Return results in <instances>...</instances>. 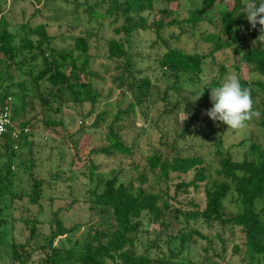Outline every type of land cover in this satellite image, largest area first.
Listing matches in <instances>:
<instances>
[{
    "label": "rangeland",
    "instance_id": "obj_1",
    "mask_svg": "<svg viewBox=\"0 0 264 264\" xmlns=\"http://www.w3.org/2000/svg\"><path fill=\"white\" fill-rule=\"evenodd\" d=\"M95 1L0 0V9L8 18L11 31L21 33V26L24 25H45L57 50H71L73 36L89 34L90 68L97 74L94 87L102 94V99L96 104L74 103L69 94H62L64 100H58L50 96L51 93L57 94L56 89L44 84L37 90L32 76L12 69L13 82H5L3 88L8 89L12 97L16 128L21 129L26 125L24 135L28 136V144L24 145L21 157L16 159V171H13L16 175L9 181L6 180L9 160L3 157L5 150L0 148V194L4 193L0 197V222L4 223L0 224V264H16L4 251L13 240L28 246L32 244L28 250L35 251H30L32 256L28 264H42L45 252L36 248L48 243L50 222L57 211L65 226H77L78 230L58 238L55 246L70 248L82 245L88 232L112 223L111 213L103 212L92 203L94 193H101L105 180L115 175L125 183L133 181L139 185L141 181L138 176L141 173L148 176L144 185L148 190L164 194V200L169 204L167 217L171 220L167 229L144 217L139 231L138 253L148 251L151 258H167L169 264H246L243 259L244 238L240 230L223 232L202 220L190 222V227L185 228L187 215L202 212L206 206L204 184L198 189L190 187L185 190L181 187V184L193 180L195 172L172 174L168 182H158L148 169L147 158L156 153L168 158L201 157L210 178H214L219 168L217 149L229 152L236 161H242L251 155V144L256 143L264 148L260 118L252 120L243 130H225L205 115L206 110L213 107L212 101L204 106L200 104V99L192 101L199 95L198 91L213 78H218L222 68H225L222 82L229 74L237 75L240 82H246L255 92L253 102L260 106L264 103V92L254 82H264V76L258 75L254 66L235 55L230 48L215 53L213 59L204 65L201 76H193L194 82L191 81L192 76L184 75L178 82L174 75L160 68L153 49L149 48L155 37L137 33L130 43L136 78L138 81L148 78L152 85L151 98L137 104L135 94L123 91L113 83L114 76L119 73L115 70V62L108 58L109 40L124 37L123 34L117 36L115 31L122 22L112 25V19L90 20L85 10L89 5L94 6ZM180 2L185 9L200 5L199 0ZM224 6V3L219 5L220 8ZM161 7L162 3H159L153 13L155 20L165 17L161 14ZM164 20L168 22L170 19ZM256 27L261 26L257 24ZM33 39L36 42L39 40L35 36ZM173 45L188 53L209 54L212 51L211 44L189 34L183 36L181 41L175 40ZM148 54L150 57H146ZM22 83L29 88L26 96L20 87ZM173 88L178 90L173 91ZM21 96H24V102ZM43 98L49 102L52 110L43 104ZM130 104H134V108H130ZM22 107L25 108L24 113L20 112ZM121 111L126 113L116 121L114 131L132 149V153L124 156L114 153L98 155L109 146V127ZM98 115L104 118L98 119ZM92 166L96 169L93 182L90 181ZM53 174H59L52 183L54 189H46V195L38 203H31L33 183H47ZM15 193L24 197L13 199ZM236 199L237 195L232 192L226 201L228 211L237 210ZM262 207L264 200L258 203V208ZM34 219L38 220L36 226L39 229L37 237L32 239L30 226ZM193 230L205 238L194 236L196 232ZM183 236H191L190 246H180Z\"/></svg>",
    "mask_w": 264,
    "mask_h": 264
},
{
    "label": "trees",
    "instance_id": "obj_2",
    "mask_svg": "<svg viewBox=\"0 0 264 264\" xmlns=\"http://www.w3.org/2000/svg\"><path fill=\"white\" fill-rule=\"evenodd\" d=\"M199 2V6L185 9L180 0H97L94 6L89 5L85 10L90 20L112 19V25L122 22L115 31L117 36L123 34L124 37L109 40L108 58L115 62V70L119 73L114 76L113 83L119 89L135 94L137 104L144 103L152 96L151 81L145 77L138 81L131 57L130 43L137 33L155 37L149 48L153 49L160 68L174 75L178 82H181L180 78L183 75L192 76L191 81L194 82L193 76H201L204 65L209 63V59H213L215 53L230 48L235 55L241 56L246 63L254 66L258 75L264 76V42L258 40L260 28L248 27L247 14L243 12L244 0ZM256 2L259 3L260 0ZM159 3H162L160 11L165 17L155 20L153 13ZM220 3H224L225 6L220 8ZM165 18L170 20L166 22ZM7 19L0 9V109L5 106L8 98H12L8 89L3 88L5 82H13L12 69L20 71L25 76H32L37 90L44 84L56 89L57 94L51 93L50 96L58 100H64L62 94H69L74 103L80 104H96L102 99V94L94 87L97 74L90 68L89 34L73 36L71 50L60 51L53 46V38L48 35L45 25L36 27L24 25L21 26V33H14L10 30ZM208 28L213 31H208ZM187 34L211 44L212 51L209 54L188 53L181 47L173 45L175 40L181 41ZM34 36L38 37V42L33 39ZM146 57H150V54ZM225 72L226 69L222 68L218 78H213L198 91L199 95L203 93L200 98L202 106L211 101L210 87L220 86L221 76ZM240 83L249 88L246 82ZM254 83L264 92V82ZM20 87L26 96L28 86L22 83ZM174 90L178 89L173 88ZM254 93L251 89L252 98ZM20 99L24 102V96ZM43 104L52 110L44 98ZM134 106L130 104V108ZM254 109L261 113L259 126L264 131V103L260 106L254 104ZM20 112L24 113L25 108L22 107ZM125 113L121 111L116 115L109 127V146L98 152V155L114 153L124 156L132 153V149L124 144L114 131L116 121ZM103 118V115H98V119ZM15 119L16 113L13 112V126L0 142V148L5 150L3 157L9 160L6 165L9 172L6 176L8 181L16 175L15 161L21 157L24 145L28 144V136L24 135L27 131L26 125L21 129L16 128ZM48 122L53 124L50 120ZM218 123L227 130V125ZM14 133H17V136H14ZM216 152L219 168L214 178H210L204 159L197 156L168 158L156 153L147 158V165L158 182H168L172 174L182 175L194 171L193 180L188 184H181V187L185 190L190 187L198 189L204 184L206 206L202 212L187 215L185 228L190 227V222L202 220L208 226L216 227L223 232L238 229L244 238L243 259L246 264H264V207L258 208V203L264 200V148L256 143L251 144V155H247L242 161L233 159L229 152L225 153L220 149ZM95 172V166H92L91 182ZM58 176L59 174H53L47 183L35 181L30 202L38 203L46 195V189L47 191L54 189L52 183ZM138 179L141 181L139 185L133 181L125 183L116 175L105 180L102 192L94 193L92 203L103 212L111 213L112 223L92 233L88 232L82 245L70 248L55 246L58 238L78 230L77 226L70 228L65 226L60 219V212H55L50 222L48 243L36 248L45 252L42 264H169L167 258L155 260L148 255V251L137 252L139 231L144 217L167 229L171 220L167 217L166 210L169 204L164 200V194L150 191L144 186L148 181L145 173H141ZM232 192L237 195L235 212L228 211L226 207V201ZM3 194H0V197L4 196ZM23 197L22 194L12 195L13 199ZM33 222L30 226L32 239L37 237L39 229L36 226L38 220L34 219ZM192 232H196L194 236L198 238H205L196 230ZM190 237L183 236L180 245L182 248L185 244L191 245ZM30 247L32 244L28 246L13 240L11 246L4 251L13 263L28 264L32 252L35 251L28 250Z\"/></svg>",
    "mask_w": 264,
    "mask_h": 264
},
{
    "label": "clouds",
    "instance_id": "obj_3",
    "mask_svg": "<svg viewBox=\"0 0 264 264\" xmlns=\"http://www.w3.org/2000/svg\"><path fill=\"white\" fill-rule=\"evenodd\" d=\"M243 12L247 14V20L253 28L257 24L261 26L258 40L264 42V0L259 3L256 0H245ZM210 89L213 107L206 110L205 115L214 122L227 125V130H243L249 122L260 118L261 113L254 109L251 89L242 86L237 75L229 74L220 86ZM202 95L192 101H198Z\"/></svg>",
    "mask_w": 264,
    "mask_h": 264
},
{
    "label": "built area",
    "instance_id": "obj_4",
    "mask_svg": "<svg viewBox=\"0 0 264 264\" xmlns=\"http://www.w3.org/2000/svg\"><path fill=\"white\" fill-rule=\"evenodd\" d=\"M12 115V98H8L5 106L0 109V142L13 126ZM14 136H17V133H14Z\"/></svg>",
    "mask_w": 264,
    "mask_h": 264
}]
</instances>
